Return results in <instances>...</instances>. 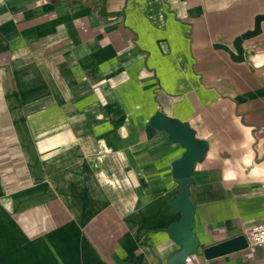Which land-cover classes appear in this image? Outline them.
I'll list each match as a JSON object with an SVG mask.
<instances>
[{"label":"crops","instance_id":"1","mask_svg":"<svg viewBox=\"0 0 264 264\" xmlns=\"http://www.w3.org/2000/svg\"><path fill=\"white\" fill-rule=\"evenodd\" d=\"M264 0H0V264H264ZM196 254L169 229L187 148Z\"/></svg>","mask_w":264,"mask_h":264},{"label":"water","instance_id":"2","mask_svg":"<svg viewBox=\"0 0 264 264\" xmlns=\"http://www.w3.org/2000/svg\"><path fill=\"white\" fill-rule=\"evenodd\" d=\"M263 21L264 14L259 15L256 18L255 29L251 32L241 35L236 39L234 42L237 53L236 55L230 49L224 48L229 52L235 61L240 62L245 59L243 42L244 40L260 33L261 23ZM152 124H156L159 126V128L167 130L171 134L172 141L180 142L183 146H185V148H187V153L182 160L184 161L189 159L191 162L190 167L186 168L188 171L181 176H177L179 194L173 204V207L176 211L182 213V218L177 224L173 225L169 229L171 236L178 240L182 246V249L176 254L175 257L183 263L188 256L196 254L199 247V242L192 232L194 227V206L189 199V188L192 184V170L197 160L202 158L205 154L207 145L202 141L195 140L189 131L188 125L183 124L175 119H169L161 114H158L153 119ZM248 246L249 245L246 236L239 235L228 241L205 248L203 250V256L206 259H212L246 249Z\"/></svg>","mask_w":264,"mask_h":264},{"label":"built area","instance_id":"3","mask_svg":"<svg viewBox=\"0 0 264 264\" xmlns=\"http://www.w3.org/2000/svg\"><path fill=\"white\" fill-rule=\"evenodd\" d=\"M245 236L249 246L264 247V223L254 226Z\"/></svg>","mask_w":264,"mask_h":264}]
</instances>
